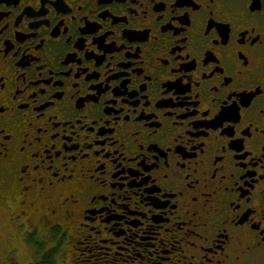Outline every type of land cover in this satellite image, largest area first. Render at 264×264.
I'll return each mask as SVG.
<instances>
[{
    "label": "flooded vegetation",
    "instance_id": "flooded-vegetation-1",
    "mask_svg": "<svg viewBox=\"0 0 264 264\" xmlns=\"http://www.w3.org/2000/svg\"><path fill=\"white\" fill-rule=\"evenodd\" d=\"M0 167L87 264H264V0H0Z\"/></svg>",
    "mask_w": 264,
    "mask_h": 264
},
{
    "label": "rangeland",
    "instance_id": "rangeland-1",
    "mask_svg": "<svg viewBox=\"0 0 264 264\" xmlns=\"http://www.w3.org/2000/svg\"><path fill=\"white\" fill-rule=\"evenodd\" d=\"M0 217L3 219L0 221V231L3 233V243L0 244V264H36L41 261L42 253L48 254L52 248H58L56 250L58 255L54 258L55 264H87V261L93 263L94 256L99 255L98 252L87 249L86 245L79 247L76 245L78 241L71 239L61 238L59 240L61 245L53 247V239L57 234V232H53L50 236L46 233H39L38 241L43 250L39 252L40 255L34 256V249L30 245L31 241L29 238L28 240L25 238L26 233L23 228H19V222L10 223L11 220L4 211ZM77 247L81 252L76 250ZM116 264H122L121 260Z\"/></svg>",
    "mask_w": 264,
    "mask_h": 264
},
{
    "label": "trees",
    "instance_id": "trees-1",
    "mask_svg": "<svg viewBox=\"0 0 264 264\" xmlns=\"http://www.w3.org/2000/svg\"><path fill=\"white\" fill-rule=\"evenodd\" d=\"M39 235V234H38ZM38 235H36V236H32V237H30V245H31V247L34 249V256L37 254V255H40V251H42L43 250V247H42V245H40L41 243H39V241H38ZM54 241V243H53V247L54 246H60L61 244V241H59L60 240V235L57 233V234H55V237H54V239H53ZM45 244V246H46V243H44ZM63 245V244H62ZM58 248H52V250L50 251V253H48V254H45L44 252L42 253V256H41V261L40 262H37L36 264H55L54 262H55V260H54V258L58 255V251H56ZM36 251H37V253H36Z\"/></svg>",
    "mask_w": 264,
    "mask_h": 264
},
{
    "label": "snow or ice",
    "instance_id": "snow-or-ice-1",
    "mask_svg": "<svg viewBox=\"0 0 264 264\" xmlns=\"http://www.w3.org/2000/svg\"><path fill=\"white\" fill-rule=\"evenodd\" d=\"M5 187L4 170L0 167V214L3 212V204L5 201L10 200V197L3 195V189ZM3 233L0 231V244L3 243Z\"/></svg>",
    "mask_w": 264,
    "mask_h": 264
}]
</instances>
